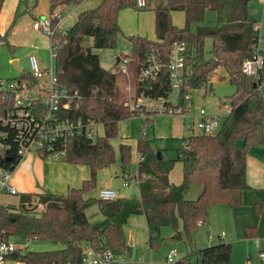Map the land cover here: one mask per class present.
Instances as JSON below:
<instances>
[{
    "label": "trees",
    "instance_id": "1",
    "mask_svg": "<svg viewBox=\"0 0 264 264\" xmlns=\"http://www.w3.org/2000/svg\"><path fill=\"white\" fill-rule=\"evenodd\" d=\"M83 0H50V9L56 5ZM251 0H167L155 7V33L152 39L137 34L127 35L131 52L127 71H133L134 99L141 94L168 98L171 91L169 71L166 66L154 78L140 79L139 72L153 50L163 63L170 58L172 45L177 40L185 41L186 70L178 103L166 102L173 109L186 111V95L193 88L207 85L219 67H224L230 80L236 85L230 94L231 110L225 116L220 129L211 134L196 133L186 138L185 144L177 148V155L170 159H158L154 153L146 127L152 122L154 111L132 109L129 97L117 89L118 73L105 68L99 54L93 48L115 47L123 31L119 24V13L125 8H138L137 0H101L93 8L80 11L76 21L66 29V34L56 32L51 42L58 39L54 66L59 82L69 91H77L72 109L66 115L83 122H95L103 126L104 133L95 139L86 134L77 135L63 146L61 159L69 163L86 164L91 175L79 187L67 193L20 192L18 204L0 203V236L7 239L19 236L27 241L51 239L62 247L42 250H25L18 254L24 264H83L82 256L87 248L95 253L110 249L114 257L107 264H121L118 256L129 252L126 242L125 224L130 216L142 213L147 218L148 243L158 248L165 236L163 228L170 227L177 238L191 241L201 226L210 223V208L217 204L237 206L240 191L249 187L247 183V154L253 146L264 144V72L257 76L246 74L243 61L253 55V44L259 35L254 27L256 20L251 15ZM4 0H0V12ZM216 10L220 25L197 26L191 23L204 19L206 9ZM183 10L186 23L179 27L173 23L172 11ZM225 11V15L224 14ZM223 16H225L223 18ZM59 22L55 17L53 24ZM15 21L10 24V29ZM9 29L0 32L7 39ZM213 44L205 56V39ZM119 69V63L116 64ZM19 77L36 79L30 72H21ZM14 109L13 99L0 94V143L5 144V154L10 156L0 165L10 173L16 168L23 154L19 152L18 130L3 121ZM144 114V130L137 140V151L141 156L138 165L140 178L139 198L119 197L103 200L85 197L96 186L97 172L116 161V152L111 139L119 136V122L135 115ZM118 151L123 168L131 162L132 146L121 141ZM43 158L48 154L38 152ZM177 161L182 162V181L169 182L168 175ZM194 186L202 187L195 198L186 194ZM97 201L104 218L92 220L87 207ZM42 209L38 210V205ZM263 203L254 204V212L261 214ZM247 238L258 236L257 227L246 225ZM233 245L224 240L195 250L202 264H233ZM178 264H190L188 256Z\"/></svg>",
    "mask_w": 264,
    "mask_h": 264
},
{
    "label": "rangeland",
    "instance_id": "2",
    "mask_svg": "<svg viewBox=\"0 0 264 264\" xmlns=\"http://www.w3.org/2000/svg\"><path fill=\"white\" fill-rule=\"evenodd\" d=\"M100 0H83L81 2H68L61 6L60 21L58 23L61 29H68L76 19L77 12L81 9L93 8ZM251 15L257 22L260 23L261 32L264 33V0H251ZM148 10L144 7L138 8H126L122 13V27L126 28L133 22L137 24L136 17H133L131 13L142 12ZM55 12L50 9V0H4L3 6L0 12V32L4 33L9 29L7 39L11 45L0 38V78H15L21 72H27L30 70L29 56L35 54L42 68L51 69L54 67V58L52 57L53 51L51 49V37L45 31H37L34 28V22L37 19L43 20L46 17H53ZM205 19L202 22H194L191 24V30L196 31L197 26L202 25H214L217 23L216 13L212 10L207 11ZM55 18V17H54ZM15 21L13 27L10 29V24ZM148 19L145 21L141 18V24H147ZM184 24V23H183ZM62 34V33H61ZM126 31H123L118 36L117 45L115 47L93 48L94 52L100 55L101 63L109 69H114L118 73L117 89L123 94H127L130 101L134 100V78L131 68L127 72L116 69L115 64L117 62V56H124L131 52V43L128 40ZM213 40L210 37L205 39L206 50L212 47ZM206 56V52H205ZM18 61L22 68L20 72L14 65L13 61ZM55 68V67H54ZM208 92H205V86L200 88H193L189 92V96L192 100L189 103L188 111L185 113L179 111H166L159 112L160 115L168 117V121L174 125H183V115H194L199 107H204L210 114H220V116L227 115L226 104L230 103V94H232L236 85L230 80L229 73L224 67H219L212 75L208 83ZM262 92L264 94V83L261 85ZM177 99H174L176 101ZM222 118V117H221ZM223 118V119H224ZM197 119V118H196ZM167 124V123H166ZM145 120L143 115H135L130 118L124 119L119 124V136L113 138L111 142L114 145L116 152V161L108 167H104L98 170V178L100 186L107 189H114L120 192L121 196H130L132 192L137 191L136 178L131 179V184L127 186L125 184V173H123V165L120 160L118 151V145L120 143L121 133L127 131L133 140L140 137L144 130ZM151 125V123H150ZM150 125L148 127H150ZM184 127V126H183ZM185 133L199 132V129L195 127V130L188 131L184 129ZM100 134L104 133L103 126L98 129ZM146 132V131H145ZM174 132V128H173ZM149 136L152 137L151 142L156 147L159 146L163 149L166 156H175L177 148L183 145L181 137L176 135H170L166 137H155L152 132V128L149 131ZM30 153L36 152L29 151ZM28 153V152H27ZM26 153L23 155V157ZM137 155L136 149L132 148L131 162L126 166L130 169L131 174H135L137 171ZM127 169H125L126 172ZM171 181H176L177 184L182 181V162L177 161L170 175ZM94 190V189H92ZM99 189H97L96 196H99ZM139 196V195H138ZM186 197H191L190 194H186ZM20 199V193L13 194L8 192H0V203L5 204H18ZM43 205H38V210L42 209ZM88 214L91 215L92 220H100L103 215L100 210L97 201L93 202L87 209ZM146 218L142 213L134 214L125 224L126 242L130 245L129 241L133 235L138 243L137 251L135 253L136 258L141 256L145 258V262L140 264H169L166 261V254L170 248L175 247L178 253L175 257L176 264L185 257L188 256L190 264H202L200 257L195 253V250L204 245L206 241L205 236L209 235L210 230L208 225H203L197 231L194 239L191 241L186 240L185 231L180 225V230L183 238H173L172 235L176 234L170 227L163 228V235L165 240L158 248H151L146 244L148 238V232L146 230ZM133 234V235H131ZM18 245V252H24L25 250H42V249H54L62 247L61 243H55L51 239L30 240L24 243L17 237H12ZM253 241V242H252ZM242 243L239 241H231L233 245L232 262L233 264H247L245 261L249 259L248 264H264V260L259 255V250L256 246V241L252 240ZM264 248V245H262ZM124 260L121 264H134L130 259L129 253H125ZM139 262V261H138ZM138 264V263H135Z\"/></svg>",
    "mask_w": 264,
    "mask_h": 264
},
{
    "label": "built area",
    "instance_id": "3",
    "mask_svg": "<svg viewBox=\"0 0 264 264\" xmlns=\"http://www.w3.org/2000/svg\"><path fill=\"white\" fill-rule=\"evenodd\" d=\"M138 6H144L145 0H137ZM54 17L60 20V14L55 12L53 17H46L43 20L37 19L34 28L37 31H45L53 36L56 32L66 34V29H61L58 23L53 24ZM254 27L259 30L258 38L253 44V55L247 57L242 64L243 71L252 76H257L264 72V33L261 32L260 23L256 22ZM52 57L58 45V39L51 42ZM187 45L183 40L173 43L169 61L163 63L156 55L155 51L148 54L147 62L142 66L140 79H149L157 76L162 67L166 66L169 71L171 91L168 98L152 97L141 94L133 101H129L132 109L140 108L142 111H154L155 113L166 111H181V108L173 109L166 106L167 101L178 103L180 101V90L184 81L186 70ZM30 74L36 79L33 83L29 78H0V94L5 98L13 99L14 109L10 111L3 121L9 123L18 130L19 152L25 154L29 151L47 153L49 157L61 158L67 142L77 135L86 134L87 137L95 139L98 135L99 124L95 122L85 123L81 119H74L66 115L72 109L77 91L71 92L59 82L56 69L42 68L37 56L31 54ZM119 67L127 72L129 58L120 56ZM188 100L190 96L186 95ZM174 99H177L174 101ZM227 113L231 110L230 103L226 104ZM199 118L196 125L201 133L211 134L217 132L223 122L220 115L210 114L204 107L198 110ZM144 116V114H143ZM1 137V134H0ZM5 144L0 143V154L5 156ZM10 172L0 165V192L17 194L18 190L9 181ZM128 185V182H126ZM100 199L114 200L118 197V191L114 189H101ZM133 246L134 243L132 242ZM18 245L12 238L7 239L0 236V264H24L18 259ZM178 250L170 248L167 253L166 261L169 264H176L175 257ZM264 260V251L259 252ZM114 257V253L108 249L104 253H95L91 248H87L82 256L83 263L88 264H107Z\"/></svg>",
    "mask_w": 264,
    "mask_h": 264
},
{
    "label": "crops",
    "instance_id": "4",
    "mask_svg": "<svg viewBox=\"0 0 264 264\" xmlns=\"http://www.w3.org/2000/svg\"><path fill=\"white\" fill-rule=\"evenodd\" d=\"M166 2L167 0H145V5L141 7H144L148 10H145L142 12L131 13L133 17H136L138 22L137 24L133 22L126 28H123L121 24L122 17H123L122 13L124 9L121 10L119 13V24L122 30L124 29L126 31V34L128 35L137 34V35L146 36V37L155 39L156 33H155V10L154 9L158 4L166 3ZM63 4L65 3L56 5L55 8L53 9V12L60 13L61 8H62L61 6H63ZM210 10L214 11L217 16V19H216L217 23L214 25H220L222 22L218 20V13L216 10L207 8L204 13V19L206 17L205 15L207 11H210ZM80 11L82 10L80 9L77 12V15ZM77 15H76V19H77ZM171 15H172L173 23L175 25L179 27H183L185 25L186 19H185V12L183 10H174L172 11ZM223 15H225V11ZM224 17L225 16H223V18ZM141 18L143 19V21H145V18L148 19V22L146 25L140 23ZM76 19L74 20V22L76 21ZM204 19L201 21H197V22H202L204 21ZM210 49L206 50L205 48L207 58L210 56L209 54ZM119 59H120V56H117L116 64L119 63L118 62ZM105 68H108V67H105ZM19 75L15 76V78L18 77ZM209 90L210 89L208 88V85H207V89L205 88V92H208ZM191 100L192 98L190 97L188 102L190 103ZM189 103L187 105L186 111H188ZM200 108L201 107H199V109ZM199 109H197L194 115L192 114L183 115V119H182L183 125H181L182 126L181 129H179L180 128L179 125H174L172 122H169L168 117H166V115L162 116L160 115V113H157V112L153 113L151 115V119H152L151 125L150 127L148 126L146 127V134L149 137L150 142H151L152 137L149 136V131L152 128V132L155 137L157 136L166 137L170 135H176V137L180 136L181 139L183 140L182 143L185 144L186 138L189 137L191 134L201 133L200 130L199 132H189V133H185L184 131V129L186 128L188 129V131H190V129L195 130V127L198 128L196 125V122L199 118V115H198ZM214 115H220V114H214ZM222 118L224 117L222 116ZM121 121L119 122V124L121 123ZM99 127L100 126H98V129ZM173 128H174V132H173ZM120 133H121L120 142L127 141L128 143L131 144L132 148L133 149L135 148L137 151L138 138L133 140L130 134L128 135L127 131L120 132ZM151 146H152L154 153L157 155L158 159H162V158L170 159V158L176 157L177 155L176 153L175 156L168 157L165 155L163 149L160 148L159 146L155 147L152 144V142H151ZM140 160H141V156L138 152L137 168H138ZM125 169H127L126 172H125ZM172 170L170 171L168 175L169 182L173 184H177L176 181H171L170 175H171ZM123 173H125V179H126L125 184L126 182H128L127 186L131 184L132 182L131 179L133 177L136 178L135 182L137 184L138 193L137 191L134 190V192H132L130 196H121L120 192L117 190L118 191L117 198L119 197L139 198L140 197V189H139L140 178L138 175V169L135 174H131L130 169L128 167L123 168ZM90 175H91V168L90 166L86 164L69 163L67 161L62 160L61 158L56 159V158L49 157V156L47 158H43L37 152H33V153L28 152L26 153L24 157H22V159L19 161V163L17 164L13 172H11L9 181L12 185L16 187V189L18 190V193L20 192L40 193V192L47 191V192H52V193L64 194V193H67L68 190L71 189L72 187H79L82 184L83 180L89 178ZM247 183L249 187L240 191V195H239L240 201L237 206L217 204L210 208V216H211L210 223L207 224L208 229L210 230V233L209 235L205 236V239L203 240V241H206V243L200 247H204L210 244H215L221 240H224L227 242L239 241L238 243H242V242L246 243L247 241L251 242L252 240H255L256 246L259 252L264 251V248L262 247V245H264V144L253 146L247 154ZM97 189H99V192L101 189H104L103 186H100L99 184L98 174H97L96 186L94 190H91L88 193H86L85 197L87 198L96 197L97 198L96 196ZM201 189L202 187L200 186L192 187L188 192V194H190L191 197H188V198L197 197ZM98 198L100 197L98 196ZM258 202L263 203V211L261 214H256L254 212V204ZM88 215L91 217L90 214ZM102 215H103L102 218H104L103 213ZM246 225L256 226L258 230V236L255 238H247L245 235ZM146 226H147L146 230L148 232L147 218H146ZM14 237L21 239L24 243L27 242V240L22 239L19 236H14ZM172 237L177 238L176 234H173ZM132 242L134 243L133 246L131 245ZM129 243H130L129 245L130 251L120 254L118 256V260L122 262L124 260V256L122 255H124L125 253H129V256H130L129 260L134 261L133 262L134 264L135 263L140 264V262H145L146 260L144 257L139 256L136 258L135 253L137 251L138 243L134 235L131 238V241H129ZM146 244L147 245L149 244L148 238L146 240ZM249 259L250 258H248V260L245 261L247 264L249 262ZM83 264H88V263H83Z\"/></svg>",
    "mask_w": 264,
    "mask_h": 264
},
{
    "label": "water",
    "instance_id": "5",
    "mask_svg": "<svg viewBox=\"0 0 264 264\" xmlns=\"http://www.w3.org/2000/svg\"><path fill=\"white\" fill-rule=\"evenodd\" d=\"M13 63H14V65H15V67L21 72V71H22V68L20 67L18 61L14 60ZM9 159H10V156H7V155L2 156V155L0 154V161H7V160H9Z\"/></svg>",
    "mask_w": 264,
    "mask_h": 264
}]
</instances>
